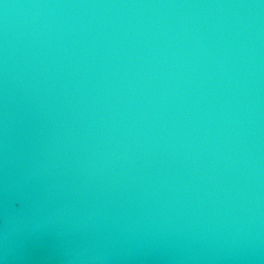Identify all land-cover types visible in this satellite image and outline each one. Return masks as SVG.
<instances>
[{
  "label": "clouds",
  "instance_id": "obj_1",
  "mask_svg": "<svg viewBox=\"0 0 264 264\" xmlns=\"http://www.w3.org/2000/svg\"><path fill=\"white\" fill-rule=\"evenodd\" d=\"M264 0H0V264H264Z\"/></svg>",
  "mask_w": 264,
  "mask_h": 264
},
{
  "label": "water",
  "instance_id": "obj_2",
  "mask_svg": "<svg viewBox=\"0 0 264 264\" xmlns=\"http://www.w3.org/2000/svg\"><path fill=\"white\" fill-rule=\"evenodd\" d=\"M11 2V0H10ZM259 156H260V200L261 213L264 219V73L261 76L260 85V123H259ZM24 259L17 264H57L55 260L50 259L54 255L50 242L37 240L21 250Z\"/></svg>",
  "mask_w": 264,
  "mask_h": 264
}]
</instances>
